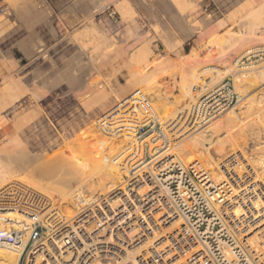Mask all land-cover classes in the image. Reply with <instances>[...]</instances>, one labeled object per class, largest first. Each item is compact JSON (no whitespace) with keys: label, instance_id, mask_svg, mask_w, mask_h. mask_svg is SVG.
Wrapping results in <instances>:
<instances>
[{"label":"rangeland","instance_id":"1","mask_svg":"<svg viewBox=\"0 0 264 264\" xmlns=\"http://www.w3.org/2000/svg\"><path fill=\"white\" fill-rule=\"evenodd\" d=\"M96 1L100 0H0V169H5L11 174L17 189L30 191L18 181L19 177L27 174L32 181L37 177L42 183L47 182V185H42L38 180L33 181L36 184L40 182L41 186L46 185L47 192L53 195L52 198L59 199L60 196L50 191L49 186L52 185L42 179L39 173L33 174V177L32 174L25 172L26 158L30 156L28 159L30 166L39 165V160L43 161L42 158H52L57 148L72 140L76 134L92 128L99 117L115 109L118 97L120 99L126 97L134 88L136 94L140 91L150 93L154 91L152 93L154 96L160 94L159 100L164 101L163 103L159 100L152 101L160 102V106H163L167 102L164 95L179 97L177 88L180 86L182 79L180 73L183 70L192 82V92L196 98L206 92L204 90L201 94L202 91L194 84L209 79L204 75L207 70L217 67L221 70L231 66L235 69L233 73L240 76L242 74L240 71L244 67L234 63L237 57L235 47L238 43L232 45L233 38L216 40L213 37H217L216 31L237 30L235 27L229 28L227 22L229 16L237 14V11L248 2L255 5L260 0H101L104 7L91 12ZM178 15L189 31H193L192 35L183 33L185 31L183 26L173 18ZM117 33L122 35L125 42H116ZM25 38L32 43L31 54H26L21 48ZM253 43L252 45L254 47L257 45L258 48L264 45V40ZM221 44L226 52L222 50ZM144 45H150L148 47L153 52L150 56L152 62L150 75L157 74L155 77L157 80L154 79L156 83L152 85L151 80V83H148L150 86L147 82L142 84L141 81H137L135 75L140 55H137L134 62H128L127 59L128 52L138 51L140 49L138 47ZM220 47L224 53L222 55L219 53L223 57L217 54L219 58L213 54H216L217 50L220 52ZM40 48L43 49L42 53L38 52ZM261 58L264 60V56H260L254 59L244 57L241 61L248 64ZM192 60L196 66L193 69ZM263 60L258 65L264 64ZM224 62L228 66H225ZM130 65L132 69H129ZM262 68L261 71L264 73ZM234 76L232 73L225 75L221 81L229 80L237 93ZM74 79L82 80L79 85L74 84L75 87H70ZM138 82L139 85L136 86ZM259 87L263 88L264 83L260 82L249 90L241 88L242 90L238 91L241 92L240 96H251L261 91ZM103 95L107 102L102 98ZM105 103L107 104L104 105ZM240 103L229 107L225 112L234 108L242 115L244 109L237 107ZM159 111L161 110L157 113L160 114L163 123L164 111ZM175 141L177 140L173 138L172 144ZM207 146L212 155L218 157L214 153L215 145L206 144ZM239 150L235 149L233 154H229V158L232 159L235 155L239 159L242 158L243 152L240 154ZM252 150L247 151L245 148L248 153L246 155H249L251 160L254 159ZM174 155L182 163L189 164L176 152ZM34 160L36 163H33ZM220 161L217 160L218 163ZM250 167L252 165H244L242 171L251 170ZM225 175L228 177L226 173ZM262 180L264 181V175ZM7 187L1 188L0 193L7 191ZM38 194L39 192L35 191L34 197L29 198L30 202L27 199L26 205L33 201L31 207L36 209L37 201L42 197ZM25 201L23 197L21 205L26 203ZM40 210L43 213L45 206L44 209L40 207Z\"/></svg>","mask_w":264,"mask_h":264},{"label":"bare ground","instance_id":"2","mask_svg":"<svg viewBox=\"0 0 264 264\" xmlns=\"http://www.w3.org/2000/svg\"><path fill=\"white\" fill-rule=\"evenodd\" d=\"M103 7L104 3L101 0L96 1L91 8V12L101 10ZM237 14H231L227 19L229 28L233 29L235 27L237 30L216 31L217 34H215V36L217 35L218 38H213L216 40L233 38L234 42L232 45L238 43L236 46L237 48L235 47L237 57L234 63L244 67L240 71L242 74L237 76L236 73H233L235 69L231 68V66L229 67L226 62H224L225 64H223L228 67L222 65L224 68L221 70L217 69L218 67L210 70L205 69V71L207 70L206 72L202 70L205 77L209 78L207 81L201 83L197 81V83L194 79L193 80L196 82L194 85H197L200 91H202V93H200L203 94L204 90H210L214 84L220 82L225 75L231 73L233 75L235 74L234 86L235 89H237L239 102H241L237 107L244 109V112L240 111L243 112L242 115H239L237 111H235L236 109L230 108L227 112H225L226 110L222 111L215 119L197 120L198 118L194 115V107L198 97L196 98L193 94L192 82L187 77L188 75H185L184 70L180 73V75L182 74V79L181 83H179L180 86L178 85L179 87L177 88L179 90V97L163 94L164 99L167 100L163 106H160V102L153 103L152 101L161 99L159 96L160 94L154 96L152 95L154 91H151L152 93L140 91V93L145 99V101L142 99L144 103L143 108L147 110L146 103H149L152 109L150 116L153 117L154 122L164 125L167 129L162 130L161 136L164 139L165 137L168 139L169 135L177 140L174 144L165 146V150L161 155L163 157L172 156L176 152L186 163L189 162V164H192L191 168H193L195 175L199 174L197 179H199V184L201 183L200 187L204 193L207 194L205 198L207 206L213 211L222 210L225 219H228V222L232 223L234 229H236L237 236L231 240L227 242L218 240L219 248L217 252H214L215 257L223 254L226 264H240L242 260H245L247 264H264V181L262 180L264 175V87L261 89L259 87L261 91L259 90L260 92H256L257 94L251 96H240L241 92L238 91V89L241 88L249 90L260 82L264 83V73L261 71L262 66L264 68V64L258 65L263 58L255 61L252 60L248 64H244L241 61L242 58L249 57V55H252L258 50L264 51V45L258 48L256 47L257 45L255 47L252 45L253 42L264 40L262 39L264 37H261L264 36V0H260L255 5L252 2H248L237 11ZM173 18L178 24L183 26L185 30L183 33L185 35H192L193 31H189V28L183 24L179 15ZM240 28L242 30H239ZM213 35L214 34H212V36ZM115 36L117 43L120 41L125 42L120 33L115 34ZM25 39L26 40L21 43V48L26 54H31L32 43L27 38ZM208 43H210V41ZM123 46L124 45H122V48ZM148 46L144 45L138 47L140 48H137L138 51L132 53L128 52L127 59L128 62L133 60L136 61L137 55H140L139 61H137L138 67L136 66V71L134 70L136 78L138 79L137 81H141L142 84L147 82L148 84L153 80V85L154 82L156 83L154 79H156L155 77H157V74L150 75L151 73L149 72L151 70L150 64L152 63L150 56L153 52H151ZM221 47L223 48V45ZM221 47L219 48L220 52L216 49L217 53L213 54L214 56L217 54L219 55V53L222 55L227 51ZM38 52L42 53L43 49L40 48ZM104 54H106V52ZM124 55L126 54H123V56ZM218 55L217 57L220 56ZM193 56L195 57L194 53ZM257 56H264V54H259ZM257 56L252 58L254 59ZM194 62L193 64L191 63L193 66L192 69L194 67L196 68ZM131 66L132 65L128 66L129 69H132ZM161 66H163V64ZM125 67H127V65ZM153 68L155 70V67ZM203 72L201 73L203 74ZM193 74L195 73H192V75ZM70 77L71 76H69V78ZM80 80L76 79L73 84L70 83L72 86H69L75 87L76 85L74 84L79 85L81 83ZM158 83H160V81ZM84 85L87 84L84 83ZM137 85H139V82L136 86ZM148 85L150 86L151 84ZM134 91L132 93L128 92L129 95L122 99L119 97L117 98L118 94L115 95L118 100L115 104V109L109 112L106 110L107 112L105 111L106 113L104 112V115L101 114L102 117H99L96 124L92 123L94 125L92 128H87L83 133L76 134L72 140L65 142L62 147L57 148L52 158H42V162L39 158V165L37 166H30V160H28L30 156L26 158L25 172L32 175L39 173L42 179L48 181V183L53 186H49L50 191L52 190V193L60 196L59 199L55 200L52 198L53 195L47 192V182L42 183L41 179H37L36 177V179L33 180L34 182L38 180L42 185L46 184L45 186H41L40 182L36 184L28 178L29 176H26L27 174H24V176L19 177V180H17L23 184V186L25 185L29 188L30 191L28 193L32 198L34 197L33 194L35 191L36 193L39 192L42 197L38 194L40 198L37 201V206L43 209L45 206V211L39 215L40 211L31 207L32 203H34L33 201L26 205L27 199L25 201L26 203L21 205V197L15 198L16 204L21 207L0 204L1 222L9 220L18 228L26 231V225H30L34 221L44 218L45 224L52 227L51 231L58 234L52 240L54 250L50 251L49 255L36 256L33 264H82V259L86 257L87 250L92 251L96 249L98 243L96 238L91 240L90 243H85L83 247H77L78 245L75 244V250L71 249L70 246H68L69 242L65 240L71 238L69 228L72 229L74 227V222L78 224V227L83 226V213L90 211L89 217L92 218L95 216L94 203L102 196L105 197L113 193L116 189L122 192L127 190V180H129L130 177L135 178V175L129 176L131 173H128L129 171L127 168L123 167L122 169L119 165V161L122 159L121 154L124 151L122 150V144L133 141H138L139 143L147 142L150 140L151 136L140 141L141 138H136V133L131 128L132 124L129 121H133L134 118H141L142 116V108L135 104V100L139 103H142V101L138 97L139 93L136 94ZM171 92H169V95ZM197 94L196 96H198ZM152 96H154V98ZM102 98H104V95ZM104 101L107 102L106 99ZM106 104L107 103L104 105ZM158 110L164 111L163 123H161L162 118L160 114L157 113ZM206 144L215 145L214 153L218 157L212 155L208 146L206 147ZM237 148L238 150L240 149V154L243 152L242 158L239 159L236 157L237 155H235L234 158L230 159L229 154H233ZM245 148H247V151L253 149V153L251 152L254 158L253 160L249 158V155H246L247 151H245ZM221 158L222 161H220ZM217 160L220 162L218 163ZM244 162H246V164H244ZM244 165H252V167H250L252 169L242 171ZM30 178H32V176ZM135 181L133 183H136ZM133 183L131 185H133ZM5 186H8L6 190H14L16 188L14 185V178L11 177V174L5 169H0V189ZM182 188L184 189L185 187ZM145 189L147 188L135 190L139 194L141 201L147 199V197H144L146 193ZM2 193L3 191L0 193V201L5 198ZM124 193H126V191ZM188 193L184 194V196H187ZM120 194L121 192L116 194V198H118L116 203L121 202ZM28 202H30L29 199ZM134 215L141 218L143 217L142 211L140 210L135 211ZM133 217L132 215V218ZM119 219L121 220L120 223H125V218L122 215ZM53 222H55V224L52 225ZM172 227H170V229ZM75 229L74 227L73 230ZM137 232L138 230H133L130 235L134 236ZM218 233H221V231ZM27 234L28 232H25V238L22 244L16 247L5 244L0 248V264H18L19 257L27 240ZM222 235L221 233L220 236ZM147 246V242H143V244H140L134 249L132 256L139 255ZM197 249L198 251L202 250L201 247ZM203 257L202 253L198 254V261L200 264H205ZM121 259L119 264H139L136 260H129V257L126 255L122 256ZM178 263L179 261H176L174 264ZM95 264L109 263L102 261Z\"/></svg>","mask_w":264,"mask_h":264},{"label":"built area","instance_id":"3","mask_svg":"<svg viewBox=\"0 0 264 264\" xmlns=\"http://www.w3.org/2000/svg\"><path fill=\"white\" fill-rule=\"evenodd\" d=\"M259 54H264V51L258 50L249 55V58ZM138 97L145 101L141 93ZM135 101V104L142 108V116L140 119L129 121L131 128L135 131L136 138H141L140 141L151 136L147 142L133 141L122 144L124 151L119 165L122 169L127 168L128 173H131L129 176L135 175V178L130 177L127 180L126 193L116 189L94 203L95 216L89 217L90 211L83 213V226L78 227L74 222L76 229L69 228L71 238L65 241L75 250V244L77 247H83L85 243L97 239L96 249L87 250L82 264L102 261L119 264L124 255L139 264H174L176 261H179L178 264H200L199 253L204 256L205 264H226L223 254L215 257L214 252L218 251V240H231L237 235L236 229L225 219L222 210L213 211L207 206V194L200 187L201 183L199 184L197 179L199 174L195 175L192 164L182 163L175 155H161L164 147L172 144L173 137L168 135V139H164L161 136L162 130L167 129L164 125L154 122L150 116L152 109L149 103H146V110L143 108V101ZM238 102L239 96L233 85L224 79L198 98L194 115L197 120L215 119L222 111ZM134 181L136 183H133ZM144 188H147L144 194L147 199L141 201L135 190ZM118 192H121L120 203H116ZM186 193L188 195L184 196ZM2 194L5 198L0 204L3 205L21 207L16 204L15 198H32L26 190L16 188ZM36 209L40 210V207ZM138 210L142 211V218L134 215ZM41 213L40 210L39 215ZM121 215L125 218V223H120ZM25 227L27 230L23 231L9 220L0 221V248L5 244L14 247L22 244L25 232H28L18 264H33L36 256L49 255L50 251L54 250L52 240L58 234L51 231L52 227L45 224L44 218ZM133 230H138L134 236L130 235ZM143 242L148 244L146 249L139 255L132 256L134 249ZM198 247L202 250L198 251ZM240 264L247 263L242 260Z\"/></svg>","mask_w":264,"mask_h":264}]
</instances>
